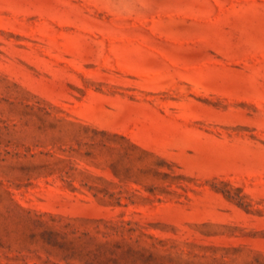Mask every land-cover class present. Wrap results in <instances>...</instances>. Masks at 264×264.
<instances>
[{"label":"rangeland","instance_id":"374dc122","mask_svg":"<svg viewBox=\"0 0 264 264\" xmlns=\"http://www.w3.org/2000/svg\"><path fill=\"white\" fill-rule=\"evenodd\" d=\"M0 264H264V0H0Z\"/></svg>","mask_w":264,"mask_h":264}]
</instances>
